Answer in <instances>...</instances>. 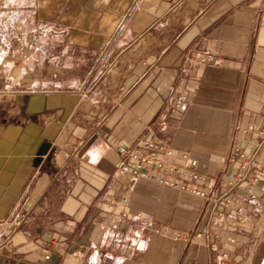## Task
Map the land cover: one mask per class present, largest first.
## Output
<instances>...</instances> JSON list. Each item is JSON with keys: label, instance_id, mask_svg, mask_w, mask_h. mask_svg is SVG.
Listing matches in <instances>:
<instances>
[{"label": "crops", "instance_id": "0c3cea01", "mask_svg": "<svg viewBox=\"0 0 264 264\" xmlns=\"http://www.w3.org/2000/svg\"><path fill=\"white\" fill-rule=\"evenodd\" d=\"M50 3L93 66L0 92V264H264V0ZM153 136L206 198L119 174ZM237 146L261 167L228 191Z\"/></svg>", "mask_w": 264, "mask_h": 264}, {"label": "rangeland", "instance_id": "374dc122", "mask_svg": "<svg viewBox=\"0 0 264 264\" xmlns=\"http://www.w3.org/2000/svg\"><path fill=\"white\" fill-rule=\"evenodd\" d=\"M50 2L0 0V92L85 84L93 63L84 52L68 49V30L57 25ZM75 66L72 78L68 74Z\"/></svg>", "mask_w": 264, "mask_h": 264}, {"label": "built area", "instance_id": "2783aa9c", "mask_svg": "<svg viewBox=\"0 0 264 264\" xmlns=\"http://www.w3.org/2000/svg\"><path fill=\"white\" fill-rule=\"evenodd\" d=\"M204 61L201 60L202 63ZM259 147L251 155L242 146H237L233 149L228 162L232 166L239 165V170L224 172L227 177L225 186L228 191L234 190L245 181L257 182L252 173L261 167L257 161ZM121 153L130 158L132 162L122 164L119 168V174L131 181L146 180L162 187L188 192L202 198H206L208 195L205 190L176 179V177L183 176L203 183L207 181V176L200 174L194 169L198 165V161L190 158L189 154H185L182 157L185 161L184 165L169 162L168 159L174 156V151L161 138L153 136L151 139L140 142L132 148L121 149ZM122 202L127 203V198H122ZM126 219L127 215L123 214L119 221L124 223ZM16 220L19 225L23 218L17 214ZM74 255L76 254L74 253Z\"/></svg>", "mask_w": 264, "mask_h": 264}]
</instances>
